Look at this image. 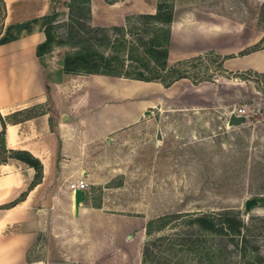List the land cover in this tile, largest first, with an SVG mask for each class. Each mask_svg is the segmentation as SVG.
Returning <instances> with one entry per match:
<instances>
[{
	"label": "rangeland",
	"instance_id": "374dc122",
	"mask_svg": "<svg viewBox=\"0 0 264 264\" xmlns=\"http://www.w3.org/2000/svg\"><path fill=\"white\" fill-rule=\"evenodd\" d=\"M98 1L119 10L97 9L95 18L92 11L89 18L76 13L60 29L59 41L66 43L60 49L91 47L126 70L147 77H158V71L169 75L166 81L176 77L168 87L192 83L204 97L192 90L172 98L165 112L152 106L143 131L129 141L120 172L106 190H97L107 201L105 211L117 216L114 224L121 216L155 220L152 236L130 233L137 248H128L122 260L94 253L90 263L81 264H264V0ZM159 4L175 8L177 21L224 23L230 36L224 38L226 51L167 60L163 68L152 51L157 45L169 51L171 25L149 17ZM123 16V26H110ZM182 74L187 78L178 79ZM240 110L247 123L230 128V116ZM250 200L256 204L247 211ZM227 212L245 225L235 242L189 224L194 217ZM39 242L46 257L48 238ZM51 257L57 261L55 253Z\"/></svg>",
	"mask_w": 264,
	"mask_h": 264
},
{
	"label": "crops",
	"instance_id": "0c3cea01",
	"mask_svg": "<svg viewBox=\"0 0 264 264\" xmlns=\"http://www.w3.org/2000/svg\"><path fill=\"white\" fill-rule=\"evenodd\" d=\"M3 1L0 115L6 123L4 146L8 151L29 152L41 162L43 172L30 189L37 177L34 168L16 159L0 160V207L27 193L13 207L0 210V264L90 263L94 253L109 259L120 255L122 260L128 248H137L129 234H146L148 222L121 216L120 223L114 224L117 216L105 211L107 201L97 196V190H106L112 175L120 172L129 141L143 131L152 106L165 112L172 98L192 90L204 97L202 89L183 81L165 88L161 83L124 77L67 75L64 49L56 46L42 60L38 47L46 41V28L54 27L60 35L69 22L68 1ZM91 1L92 18L97 9L119 10L113 9L116 4L103 7L100 1ZM123 18L110 26H123ZM225 31L229 28L224 23L175 20L170 27L168 62L192 59L208 50L224 53V38L230 37ZM83 179L90 197L76 217L69 183ZM42 236L48 238L46 257L39 251Z\"/></svg>",
	"mask_w": 264,
	"mask_h": 264
},
{
	"label": "trees",
	"instance_id": "16d2710c",
	"mask_svg": "<svg viewBox=\"0 0 264 264\" xmlns=\"http://www.w3.org/2000/svg\"><path fill=\"white\" fill-rule=\"evenodd\" d=\"M91 0H70L67 6L70 11V22L74 21L75 14L81 13V16L87 15L88 18L91 16L90 9ZM108 3L113 4V0H107ZM155 15H149L154 21L170 26L175 21V13L172 6L167 4H159L156 9ZM6 17V5L3 0H0V34L3 29L4 20ZM46 41L38 47V57L43 60L44 56L50 54L54 48L58 45H66V43L59 41L56 29L54 27H48L45 31ZM168 43V38L166 39ZM162 45H157L152 51L153 54L160 57L162 60V67L165 68L168 60L167 48L161 49ZM174 70L172 69L171 72ZM63 72L67 75H102L112 77H124L127 79H135L144 82H155L158 81L165 87H168L177 78L170 77L166 81L169 75H165L161 72H156L159 77H147L143 71L140 70H126L124 65L121 64L117 59H109L103 54L93 50L91 47L82 48L76 52H66L63 58ZM155 74V73H154ZM162 76V77H161ZM187 78L184 74L180 75L178 79ZM0 122L2 125V131L0 132V160L6 162L8 159H16L24 164L34 168L37 172L36 180L30 186V189L36 186L41 180L43 167L41 162L26 151H8L4 146V133L6 129V123L3 117L0 115ZM27 193L23 194L18 201L10 205L0 207V210L13 207L18 202L22 201ZM191 225L198 226L201 230H204L213 235H226L233 242L236 238L242 235L244 229V222L235 214L227 212L222 215H202L194 217L189 221ZM156 221H149L146 225V234L152 236L153 227ZM243 250L245 248H242Z\"/></svg>",
	"mask_w": 264,
	"mask_h": 264
},
{
	"label": "water",
	"instance_id": "95a60500",
	"mask_svg": "<svg viewBox=\"0 0 264 264\" xmlns=\"http://www.w3.org/2000/svg\"><path fill=\"white\" fill-rule=\"evenodd\" d=\"M247 123V117L246 116H239L236 114H232L228 120V126L230 128L232 127H238L241 125H244ZM90 195L88 191H82L78 190L74 193V211H75V216H79V210L80 206L83 205L86 201H88ZM256 202L254 200H250L246 202V210L251 211L253 207L255 206Z\"/></svg>",
	"mask_w": 264,
	"mask_h": 264
},
{
	"label": "built area",
	"instance_id": "2783aa9c",
	"mask_svg": "<svg viewBox=\"0 0 264 264\" xmlns=\"http://www.w3.org/2000/svg\"><path fill=\"white\" fill-rule=\"evenodd\" d=\"M239 116H245V110H240L239 113H237ZM69 189L71 192L75 193L78 190L82 191H88V183L86 180H78L74 182L69 183Z\"/></svg>",
	"mask_w": 264,
	"mask_h": 264
}]
</instances>
